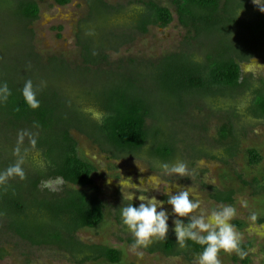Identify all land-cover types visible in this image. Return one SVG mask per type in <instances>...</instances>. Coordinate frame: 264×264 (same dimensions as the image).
Wrapping results in <instances>:
<instances>
[{
	"label": "rangeland",
	"instance_id": "obj_1",
	"mask_svg": "<svg viewBox=\"0 0 264 264\" xmlns=\"http://www.w3.org/2000/svg\"><path fill=\"white\" fill-rule=\"evenodd\" d=\"M36 1L38 16L26 23L11 16L10 10L4 12L0 7V77L20 87L31 80L35 92L50 106L57 101L62 103L56 115L69 114L74 109L82 111L85 106L100 109L92 92L121 76L117 73L111 77L96 76V71L114 70L138 79L137 71L152 69L164 54L184 51L202 61L206 43H216L212 36L201 35L199 41L190 39L193 33L179 23L173 0H155L170 8L173 20L163 27L150 24L145 31L136 29L135 22L147 0H70L64 5L54 0ZM226 1L221 0V5ZM98 2L110 8L99 10ZM244 2L248 7L242 5ZM233 4V18L243 24L260 12L252 0H235ZM235 28L236 23L231 27L233 35ZM232 37L228 35L225 39L233 40ZM87 44L92 54L100 55L93 64L84 62V45ZM62 61L69 72L66 69L55 71L50 65ZM239 63L240 87L217 95L188 97L183 111L168 112L164 121L156 123L163 132L160 139L171 140L175 148L170 159L161 160L151 154L150 144L138 152H115L77 129H70L78 143L79 154L95 166L93 182L82 189L100 198L104 205L103 221L94 228L77 230L74 236L85 244L119 249L118 262L111 263L103 258L95 260L94 257L86 259L85 252L73 254L56 244H34L10 229L7 218L2 217L0 264H198L197 255L166 254L154 249L162 238H153L147 246L135 245V237L123 223L120 209L131 203L124 196L133 190L123 183L124 177H131L135 183L141 179L142 192L154 186V181L147 179L150 175L160 181V192L150 190L148 194L156 195L165 203L169 186L179 183L192 189L194 198L201 202V209L211 211L221 205L233 206L236 214L229 222L239 233L240 242H251L252 245L242 249L243 257L235 251L221 249L218 259L221 264H264V221H257L264 214V193L259 188L263 181H255V178L260 180V173L264 172V118L254 116L249 110L255 89L264 87V45L258 53L243 57ZM13 65L20 66L19 73L10 70ZM43 65L47 67L40 69ZM85 66L89 67V73L83 71ZM29 68L33 69L31 73H27ZM136 83L147 84L148 80L144 78ZM55 92L56 97L53 96ZM151 120L147 123L156 121ZM223 124L233 127L236 137L233 153L227 152L232 144L231 137L224 139L219 135ZM28 127L24 122H0V154L11 160V164H19L23 176L46 164L42 153L33 147L31 140L35 132ZM248 148H255L262 156L257 165H248ZM177 161H183L188 169L182 178L168 175L160 168L162 162ZM18 175L12 174L5 180H16ZM68 188L71 186L59 177L47 178L39 183L37 196L61 194ZM177 190L172 187V191ZM229 190L233 191L231 201L217 199ZM25 196L30 199L34 193L25 189ZM164 207L171 210L170 205ZM27 213L46 220L36 208H29ZM198 213L199 209L192 215ZM239 221H242V227H239ZM169 224L167 235L175 237L171 219Z\"/></svg>",
	"mask_w": 264,
	"mask_h": 264
},
{
	"label": "trees",
	"instance_id": "obj_2",
	"mask_svg": "<svg viewBox=\"0 0 264 264\" xmlns=\"http://www.w3.org/2000/svg\"><path fill=\"white\" fill-rule=\"evenodd\" d=\"M54 1L64 5L70 0ZM234 2L235 0H228L221 5V0H173L179 23L193 33L190 39L197 38L199 41L201 35L212 36L216 38V43H206L207 49L202 61L195 60L184 51L164 54L152 69L147 72L137 71L138 79L130 75L123 76V72L114 70L96 71V76L111 77L115 73L121 76L117 81L112 80L101 88L92 90L95 103L106 114L102 123L77 109L71 110L69 114L61 112L62 115H56L62 103L57 101L54 106H50L37 92L36 98L40 103L38 107L32 108L21 94L23 87L0 77V86L7 84L9 89L7 98L0 99V122L7 120L28 124V128L35 132L31 140L33 147L42 153L46 163L26 176L18 175L16 180L0 182V218H7L10 229L34 244H56L73 254L85 252L86 259L103 258L111 263L120 260L119 249L100 244H85L74 236L77 230L94 228L103 221L104 205L100 198L82 189L93 182L95 166L79 154L78 143L70 129H77L115 152H138L150 144L151 154L161 160L170 159L175 154V148L171 140L160 139L163 132L156 123L164 121L168 112L183 111L188 97L198 94L217 95L240 87L242 82L239 60L258 53L264 45V12L255 13L243 24L233 18ZM98 3L99 10L106 11L110 8L105 3ZM242 5L248 7L246 2ZM0 7L4 12L10 10L11 16L22 23L36 19L39 13L36 0H0ZM172 20L173 13L167 5L147 0L136 19L135 27L145 31L150 24L163 27ZM235 23L236 32L233 35L231 27ZM228 35L233 36L234 41L225 39ZM99 56L98 53L92 54L89 44L84 45L83 57L86 64L95 63ZM52 63L50 65L55 71L68 69L63 61ZM45 67L47 65L40 69ZM10 68L19 73V65ZM88 69L85 66L83 71L89 73ZM32 71L29 68L27 73ZM144 78L148 80L147 84L136 83ZM53 96L56 97L57 93ZM249 110L254 116L264 118V87L255 89ZM148 119L156 121L148 124ZM219 135L224 139L231 137L232 144L227 152L233 153L236 137L232 125L223 124ZM246 156L250 166L257 165L262 159L255 148H248ZM12 166L14 165L11 160L0 154V173ZM260 174V180L255 178V181H263L259 188L264 193V172ZM51 177L61 178L71 188L61 194L38 197L39 183ZM25 189L33 192L34 196L28 199ZM232 193L229 190L217 196V199L231 201ZM29 208H36L38 214L46 216V220L37 219V215L27 213ZM257 221H264V215ZM238 225L242 227V221ZM187 243L193 253L199 254L202 251V245L193 241ZM251 245L249 242L240 244V247ZM154 249L166 254L180 252L171 235L162 238L161 243Z\"/></svg>",
	"mask_w": 264,
	"mask_h": 264
},
{
	"label": "clouds",
	"instance_id": "obj_3",
	"mask_svg": "<svg viewBox=\"0 0 264 264\" xmlns=\"http://www.w3.org/2000/svg\"><path fill=\"white\" fill-rule=\"evenodd\" d=\"M261 12H264V0H252ZM9 94L7 84L0 86V99H6ZM21 94L26 103L36 108L39 100L33 83L28 80L24 83ZM82 111L88 114L93 120L102 123L105 113L93 106H85ZM160 168L168 175L175 174L180 178L187 174V166L183 161L175 163L162 162ZM12 174L23 175V172L16 164L0 173V182ZM147 179L154 181V186L145 188L141 192L139 183L133 182L131 177H124V184L130 190L124 198L131 203L121 207L120 215L123 223L128 227L135 237V245L147 246L153 238H164L170 228L174 232L176 240L181 248L188 246V241L202 245V251L198 254V264H221L218 253L221 249L225 252L235 251L243 257L245 253L240 247V236L234 225L229 221L236 214V209L231 205H221L211 211L200 208V200L194 198L192 189L189 186H182L179 183L170 185L168 188L166 203L158 199L156 195H149V191L160 192V181L150 175ZM109 183L111 180L108 181ZM120 188L121 184L119 182ZM178 189L172 191V187ZM139 201L138 204L133 201ZM170 205L169 211L164 205ZM199 209V213L192 215ZM254 218V217H253Z\"/></svg>",
	"mask_w": 264,
	"mask_h": 264
},
{
	"label": "flooded vegetation",
	"instance_id": "obj_4",
	"mask_svg": "<svg viewBox=\"0 0 264 264\" xmlns=\"http://www.w3.org/2000/svg\"><path fill=\"white\" fill-rule=\"evenodd\" d=\"M263 215H264V214H263ZM171 236H172V235H171ZM172 237L176 240V237H174V236H172ZM176 242H177V240H176ZM246 243H249V242H240V244H246ZM177 246H178V248H179V250H180V252H179L178 254H181V253H182L183 256H189V255H191V254H193L194 256H196V255L198 256V254L193 253L192 251H190L189 248H188V246L185 247V248H181V247L179 246L178 242H177ZM250 247H251V246H249V247L241 246V249L246 250V249H249ZM260 247H262V245H261Z\"/></svg>",
	"mask_w": 264,
	"mask_h": 264
}]
</instances>
